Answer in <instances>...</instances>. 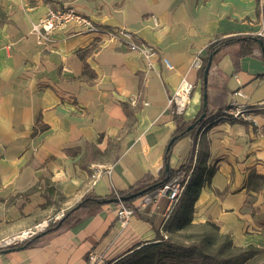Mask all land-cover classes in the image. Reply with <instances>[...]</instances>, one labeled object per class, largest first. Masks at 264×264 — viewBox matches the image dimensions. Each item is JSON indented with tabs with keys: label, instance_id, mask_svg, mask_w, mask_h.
Listing matches in <instances>:
<instances>
[{
	"label": "crops",
	"instance_id": "1",
	"mask_svg": "<svg viewBox=\"0 0 264 264\" xmlns=\"http://www.w3.org/2000/svg\"><path fill=\"white\" fill-rule=\"evenodd\" d=\"M3 5L0 246L67 213L87 195L108 198L166 171L165 152L177 128L169 100L184 79L194 90L183 119L193 121L203 109L195 58L205 57L218 37L264 32V0H5ZM53 6L71 7L102 28L127 29L157 54L149 65L105 34L85 32L74 22L55 30L52 45L40 43L34 25ZM208 86L213 96L214 87L224 89L218 107H207L210 116L234 101L247 106L257 125L207 118L203 133L200 127L195 138L174 145L169 170L198 161L204 185L188 208L193 223L213 222L235 246L261 248L246 264H264V185L258 178L264 177V63L247 56L236 65L223 50L213 60ZM238 91L243 95H235ZM92 164L105 166L95 185ZM117 207L105 203L38 246L2 252L0 264H129V249L157 242V230L167 236L168 198L137 210L126 227L117 219Z\"/></svg>",
	"mask_w": 264,
	"mask_h": 264
},
{
	"label": "trees",
	"instance_id": "2",
	"mask_svg": "<svg viewBox=\"0 0 264 264\" xmlns=\"http://www.w3.org/2000/svg\"><path fill=\"white\" fill-rule=\"evenodd\" d=\"M259 40L262 41V45L259 43ZM223 50H227L231 53L236 65L241 58L247 56L257 57L264 63V36L235 34L226 37H218L207 46V55L202 58L203 65L198 70L197 77L201 82L203 94L207 92L208 106L213 105L215 108L218 107L215 105L218 99V94L224 89L222 87H214L213 89L216 94L214 96L210 95L208 93L209 86L207 85V87H205L203 84L204 70L209 56L214 54V60ZM256 51H258V54H256ZM123 108L127 113V116L133 119V112L129 109V106L124 103ZM225 108L224 105H219L220 112L214 116H210L207 109L205 110L203 108L201 114L193 121H185L182 115H175V121L177 124L176 131L173 135L175 141L165 152V168L170 166V159L174 145L184 138H195L197 129L203 127L207 118H210V121L215 120ZM204 112H206V116L203 121L196 123ZM38 122L41 123L40 120H38ZM194 123H196L195 128L188 130L189 126ZM39 128L41 130L46 129L45 126L41 125L38 129ZM197 167L198 161L195 164V169L192 172L191 179L187 184L183 195L177 203L171 206V210L168 212L163 226V230L165 231H169V229L172 232L186 230L193 233L187 236L188 240L182 242L176 241L168 235H163L160 230H157V242L145 245L139 243L127 251V259L130 260L129 264H246L250 259L263 252L261 248L255 246H235L231 235L221 233L220 228L213 222L199 224L193 223L192 213L188 208H191L197 200L204 185L200 172H196ZM186 169L187 167L185 168V165L178 171L170 169L168 173H166L164 169L157 178L147 175L134 184L130 189L126 191H117V193L120 197H125L130 193L140 192L147 188L149 191L156 190ZM258 178L263 180L264 185V177L258 176ZM143 196L144 195L139 197ZM139 197L126 201V204L134 206V202ZM115 198V191L108 198L87 195L75 208L65 213L58 221L51 223L44 231L25 240L23 243H16L6 248H0V253L9 248L15 249L20 245L27 248L38 246V244L44 243L49 235L69 230L79 224L84 218L97 213L105 205L103 200ZM198 230L199 232H196Z\"/></svg>",
	"mask_w": 264,
	"mask_h": 264
},
{
	"label": "built area",
	"instance_id": "3",
	"mask_svg": "<svg viewBox=\"0 0 264 264\" xmlns=\"http://www.w3.org/2000/svg\"><path fill=\"white\" fill-rule=\"evenodd\" d=\"M71 22H74L75 24L80 26L85 32H101L105 34L109 40L117 42L128 51L137 53L148 61L157 54V51L153 46L144 41H140L135 33L124 28L106 29L96 26L89 18L78 14L74 9L67 6L49 7L45 16L41 18L37 24L34 25V31L36 32L40 43H43L45 45H52L54 43L52 36L55 30L64 28ZM259 36H264V32H261ZM164 61L166 65L171 68L168 62L166 60ZM149 65H151L150 61ZM202 65V57L197 56L192 64V68L199 70ZM193 90L194 85L188 80L184 79L180 88L169 100V107L173 115H181L184 113ZM235 95L243 94L241 91H238L235 93ZM260 106H264V102H262ZM219 119H227L234 122L250 121L254 125H257V122L253 118H251L247 106L234 101L230 104L229 107H226L224 110H222L219 117H217L215 120ZM206 126H203L200 129V134L203 133ZM195 164L196 162H193V164H191L193 169L195 167ZM91 171V184L95 185L97 181L103 176L105 172V166L101 164H92ZM190 179L191 174H186L185 172L181 171L171 181H169L162 187L145 193L138 206L127 205L126 201H121V197L118 195L117 191H115L116 198L119 199L116 211L119 223L122 225V227L128 226L131 218L134 216L137 210H141L142 208L152 204L153 202H156L160 197L168 198L170 207L173 206L183 195ZM63 216L64 214H60L54 217L49 222L38 226L35 230H28V236L24 239H19V236L21 234L12 239H8L4 241L0 247L6 248L12 244L23 243L25 240L37 235L38 232L40 233L44 231L51 223L58 221Z\"/></svg>",
	"mask_w": 264,
	"mask_h": 264
},
{
	"label": "water",
	"instance_id": "4",
	"mask_svg": "<svg viewBox=\"0 0 264 264\" xmlns=\"http://www.w3.org/2000/svg\"><path fill=\"white\" fill-rule=\"evenodd\" d=\"M259 43L262 45V41L261 40H259ZM213 58H214V54L209 56L207 65H206L205 70H204L203 84H204L205 87H207V85H208V77H209V73H210V70H211V67H212ZM207 107H208V103H207V92H205L204 95H203V108L206 110ZM205 116H206V112H204L199 117V119L197 120L196 123L202 122L203 119L205 118ZM196 123L190 125L189 128H188V130H191V129L195 128ZM174 141H175V138H172V140L169 142L168 148L171 147V145L174 143ZM166 172H169V167L168 166L166 167ZM148 191H149V189L147 188V189H144V190H142L140 192L130 193L128 196L121 197V201H128L130 199L137 198L139 196L144 195ZM118 201H119V199H117V198L112 199V200H103V202H105V203H110V202H116V203H118ZM23 247L24 246H21V247H18L17 249H21ZM12 250H14V249L13 248H9V249H6L4 252H9V251H12Z\"/></svg>",
	"mask_w": 264,
	"mask_h": 264
},
{
	"label": "rangeland",
	"instance_id": "5",
	"mask_svg": "<svg viewBox=\"0 0 264 264\" xmlns=\"http://www.w3.org/2000/svg\"><path fill=\"white\" fill-rule=\"evenodd\" d=\"M4 2H5V0H0V19L1 20L4 19V15L3 14L6 13L5 10L3 9L4 8V5H3ZM77 13L80 14V15H82V16H84V17H87V16H85V15L79 13V12H77ZM87 18H89V17H87ZM186 167H187V169L186 170H183V172H185L186 174H191L192 175V172L194 171L195 167L193 169L192 168V165L191 164L189 165V163H186L185 164V168ZM194 232H195V230H194ZM196 232H199V230L196 231ZM192 233H190L189 231H186V230H178V231L172 232V231H170V229H169V231L166 232V234L168 236H170L171 238H173L174 240H176V241H182V242L188 240V237L187 236H189ZM0 248H3V247H0Z\"/></svg>",
	"mask_w": 264,
	"mask_h": 264
},
{
	"label": "bare ground",
	"instance_id": "6",
	"mask_svg": "<svg viewBox=\"0 0 264 264\" xmlns=\"http://www.w3.org/2000/svg\"><path fill=\"white\" fill-rule=\"evenodd\" d=\"M28 236V232L26 231V232H24L23 234H21L20 236H19V239H24V238H26Z\"/></svg>",
	"mask_w": 264,
	"mask_h": 264
}]
</instances>
